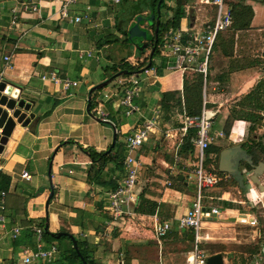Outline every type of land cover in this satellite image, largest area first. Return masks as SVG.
I'll return each instance as SVG.
<instances>
[{"label": "crops", "instance_id": "obj_1", "mask_svg": "<svg viewBox=\"0 0 264 264\" xmlns=\"http://www.w3.org/2000/svg\"><path fill=\"white\" fill-rule=\"evenodd\" d=\"M69 1L0 0V81L22 89L20 98L34 102L29 112L35 115L25 128L16 124L0 155V172L10 178L7 190H0V193H6L3 198L0 196V216L3 215L5 218L4 223H0V261L14 260L21 250L34 248L31 246L34 244L32 227L40 226L43 220L45 224L44 205L51 189L53 198L48 205L47 216L50 233L67 232L75 239L76 234L79 233L88 238L99 219V214L103 212L108 218L105 222L106 231L111 225L120 227L129 219L133 224L134 221L147 218L151 226L150 234L156 239L153 235V220L156 216L158 220H172L171 233L176 230L177 234L185 235L187 240L192 242L189 232L177 230V219L186 214L195 198L193 196L196 195V192L189 193L185 189L188 181L193 179L192 172L188 170L194 167L195 152L192 155L185 152L187 140L182 136L181 126L179 128L171 124L173 121H178L181 125L182 115L187 114L183 90L185 85L191 87L196 76L200 74L194 69L196 65L186 63L177 66L176 55L163 45L162 49L154 51L155 57L153 56L150 61L152 67L150 65L147 72L134 75L135 77H118L117 80L112 81L111 87H105L96 93L95 110L92 112L93 115L90 114L88 98L91 89L113 74V69L106 73L110 68L107 63L113 59L112 52L116 57L119 52L122 53L120 54L122 57H118L116 64L112 66L119 67L122 61H129L128 63L135 67V62L130 61L136 58L137 47L120 40L124 30V28L122 31L117 29L118 19L122 20L121 0L117 4L112 0H77L75 3ZM131 1L136 3L138 0ZM164 1L167 7H170L171 3L175 5V1L177 3V0ZM179 3L175 10L181 8L184 17L179 22V28L166 33L162 41H166L172 33L181 36L200 34L214 21V7L202 5L199 0H179ZM65 4H67V18L62 17ZM238 4L252 10L250 25L245 30L236 29L234 38L228 42L224 39L223 33L220 34L223 40L217 42L212 49L207 64L208 78L207 75L203 78L202 105L204 92L206 105L211 106L205 109L214 115L213 124L217 121L219 123L213 131L215 138L209 147L210 149L222 147L217 154L206 152V159L215 162L219 156L217 172L220 176H224L223 179L219 177V182L230 179L229 174L219 171L221 152L235 150L234 156L239 166L242 159L241 152L244 150L240 145H234L240 138H244L247 132L245 122L236 120L230 135L224 134L225 123L230 115L229 108L263 79V74L260 73L258 76L261 61L252 63L248 60V51L245 45H242L240 35L242 31L251 32L256 41L257 39L264 41V0H226V6L230 9ZM32 6H38L39 12H31ZM132 6L131 3L130 11L133 10ZM139 7L145 10L142 15H147L150 9L149 0H146V3L142 1ZM163 7L160 14L163 13ZM76 16L82 17L80 23L72 22L71 19ZM133 22L131 21L129 25ZM161 22L164 23L162 19ZM115 39L116 42L113 41ZM243 42L247 43V40ZM122 47L125 50L122 51ZM6 56L9 57V61H4ZM198 57L199 62H202L203 53ZM254 57L264 60V49ZM53 75L61 80L76 82V86L64 90L61 83L51 81ZM42 77L45 80H42ZM130 80H137L141 89L138 97L134 99L135 112L131 116H125L117 107V103L129 86L127 82ZM197 101L199 102V99L196 103ZM224 105L228 107L223 108ZM97 109L106 115V121L96 117ZM113 114L118 119L117 125L111 120ZM108 122L115 127L116 132ZM147 124L151 126L149 139L135 152L136 158L139 159L140 165L154 164L158 153L150 151V145L155 149L152 140L160 139L161 144L173 146L176 163L170 165L171 163L163 160L167 166L164 176L168 180L169 177L173 178V186L169 181L158 179L163 185L173 188L164 187L162 196L156 198L146 194L143 196L137 188V183L135 192L139 195L140 203L136 206V212L124 220H115L105 208L108 192L114 189L123 176V160L126 156L124 139L127 135L143 129ZM179 132L181 139L178 143L181 147L176 144ZM234 132L235 138L232 137ZM114 134L116 139L119 136L123 140L117 151L113 148L116 140L111 151ZM159 135L160 138H157ZM88 148L98 153H111L117 161L107 163L101 171H98L97 165L95 168L91 166L86 151ZM236 148H240L241 151ZM191 160L194 162L191 163ZM177 163H180L184 170L178 174L170 172L172 168H178ZM49 164H51L50 176H48ZM209 167L214 166L209 165ZM24 172L30 176V180L21 178ZM242 175L244 178H250L244 173ZM179 176L182 177V181L178 180ZM178 185H182V188ZM193 185L195 186V182ZM239 187H241L240 183ZM168 195L170 197L166 199ZM144 197L157 201L158 205H162L161 208L156 207L150 215L141 213L142 201H147ZM165 208L171 211V215L165 214V216L159 213ZM219 208L221 215L216 218L217 220L230 217L236 221L239 215H244L236 209ZM218 224L222 223L213 220L203 226L207 229ZM15 229H18L17 239H13ZM202 235L208 237L206 240L212 238L208 233H204V229ZM164 238L156 239L159 244V256L152 262L133 257L125 258L121 252L116 258L113 255L105 256L104 252H96L93 256L95 259L97 256L100 257L98 264H166L167 261L163 256V248L166 247L162 243ZM98 239L100 235L94 237L95 241ZM64 245L67 246L66 243H61L62 249Z\"/></svg>", "mask_w": 264, "mask_h": 264}, {"label": "rangeland", "instance_id": "obj_2", "mask_svg": "<svg viewBox=\"0 0 264 264\" xmlns=\"http://www.w3.org/2000/svg\"><path fill=\"white\" fill-rule=\"evenodd\" d=\"M121 1V8L125 10L124 14L126 15L130 13L129 11L131 3L132 5L137 4V2L133 3L131 0ZM168 2H170V0H168ZM179 4V0H177V3L175 1V5L174 3H171L170 7H167V4L165 3V6L163 7V13H161V19L163 22L173 16L175 8ZM142 27L144 30L147 29L150 31V27L147 24H144ZM222 33L224 35V39L228 42L234 38V34L237 33V31L235 28H232ZM240 36L242 45H245L248 51V60H250L252 63L261 61V66L258 68V76L260 73L263 74V79L260 80L261 83L256 87V91L260 93L261 102L264 104V60L260 59L259 57H254L259 55L261 50L264 49V41L262 42L259 39L256 41L251 32L242 31ZM124 39V36L120 38L122 42H124ZM243 40H247V43H244ZM171 43H173V41ZM165 44L166 41H162L159 44L158 49H162L163 45ZM121 50L123 51L125 48L122 47ZM150 50V48L145 49L144 55L141 58L136 57L134 58V61L131 60L130 62H135L136 68L141 67L142 60L147 58L144 56L147 54L149 55ZM112 54L111 57L113 59L107 63L110 68L106 71V73L111 71V68L113 67L112 65L116 64L118 57H122L120 55L122 54L121 52H119L117 57L114 56L113 52ZM113 82L107 87H111ZM201 106L203 107V105ZM234 106L235 105L230 106L229 113L232 112ZM206 107L210 108L211 106L205 105V108ZM222 107L226 108L228 106L224 105ZM254 116L255 119L253 120V123L244 121L247 128L246 136L244 138H240L238 143L234 145L243 146L244 149L242 153V159H240V164L237 166V174L229 175L230 179L227 181L218 182L216 185L204 189L202 193L205 197L204 204L206 206H211L214 208L222 207L226 209H236L244 215H249L255 218L257 222L255 227H250L247 225L238 224L234 219L226 217L224 219H214L215 222L222 224L208 227L207 229L204 228V233H208L212 238L202 241L199 249L208 255V257L220 253L223 257L224 264H264V192L260 190V188L257 186L258 184L250 179L251 176L254 175V171L257 167L261 166L264 168V109L255 111ZM111 120L115 125L118 124V119L116 118L115 114L111 116ZM218 124L219 123L217 121L212 125L211 136L213 138H215L213 131L216 129ZM230 124L231 127L229 130V135L232 126L234 125V120H231ZM171 125L179 128L181 126L178 121H173ZM235 136L236 133L234 132L232 137L235 138ZM238 136L241 137L239 133ZM157 138H160V135ZM225 138L228 139V137ZM180 139L181 137L179 132L176 144ZM151 142L155 144V149H153V147L150 145V151L152 153H158V156L156 159H154L153 165H140L137 188L142 192V195L146 194L148 196L158 198L162 196V191L165 188H173L172 186L174 183L172 182V177H169L168 180V178L164 176V174L166 175L165 168H167V166L163 163V160L171 163L170 165H174L176 160L174 159L173 146L168 147L163 143L161 144L160 139L159 141L152 140ZM212 142L213 140L211 143ZM122 143L123 140L118 136L114 150H119V147L122 145ZM178 145L181 147V144L178 143ZM190 145L192 148L190 154L192 155L194 154V148L191 143ZM221 148L222 147H216L210 149L209 147V151L207 150V152H214L217 154L218 150ZM218 157L215 159V162L205 159L203 168L211 173L215 172L218 177L223 179L224 176H220V174L217 173ZM190 162L193 163L194 160H191ZM209 165H213L214 167H209ZM177 166V169L172 168L170 172L173 171L177 172L178 174L180 171L184 170L180 163H177ZM188 171L192 172L193 179L188 181V186H186L185 189L189 193L194 191L195 194L196 187L193 185L195 182V168L190 167ZM243 173L245 176H250V178H244L242 175ZM240 177H243L244 179L240 181ZM159 178L165 182H171L172 186L163 185L161 181L158 180ZM257 178L259 179L260 184H262L264 187V170L257 175ZM238 181L241 184V187H239ZM178 186L182 188V185ZM224 193L229 194L224 195ZM169 197L170 196L168 195L166 199H169ZM193 197H195V195ZM144 198L147 201H142L143 203L140 211L141 213L150 215L156 210V207L161 208L162 205H158L157 201L151 200L148 197ZM162 210L164 212L159 211L160 214L162 213V215H171V211L169 209L165 208ZM106 220L108 221L107 215L101 212L99 214V219L95 223L94 228H92V233L88 235V238L79 233L76 234V238L84 245V249L88 253L89 258L99 263L100 257L97 256V259H95L93 256L94 253L104 252L105 256L113 255L115 256L114 258H116L118 253L121 252L125 258L133 257L144 260L145 262H152L157 259L159 256V244L157 243V240L152 238L150 234L151 226L147 218L138 222L134 221L133 224L129 222V219L120 227L111 225L110 229L107 231V225L105 224V222H107ZM42 228L44 229V226H42ZM99 235L100 239L95 241L94 237ZM68 240L60 239L54 244L59 246L64 242L69 248L70 245L68 243L71 242ZM162 243L166 245V247L163 248V256L165 257V261H167L166 264H187V258L194 250L193 243L189 242L185 235L177 234L176 230H173L172 233L166 236ZM74 264H76V261H74Z\"/></svg>", "mask_w": 264, "mask_h": 264}, {"label": "built area", "instance_id": "obj_3", "mask_svg": "<svg viewBox=\"0 0 264 264\" xmlns=\"http://www.w3.org/2000/svg\"><path fill=\"white\" fill-rule=\"evenodd\" d=\"M77 0H70L76 2ZM120 0H112L114 4L119 3ZM200 4L211 6L215 8V18L211 25L206 26L205 30L200 34L184 35L172 33L167 37L166 47L176 55V65L182 66V64L196 65L194 68L196 72L203 75V78L207 75V64L209 56L213 49L215 38L217 34L227 31L231 28L233 23V17L231 9L226 6V0H199ZM67 4L63 6L62 17L67 18L66 11ZM88 10V7H87ZM31 12H39L38 6H32ZM86 18V16H84ZM74 23H80L82 17L76 16L71 19ZM173 41V43H171ZM175 41L177 44H175ZM203 53L202 62H199V54ZM4 61H9V57H5ZM149 70V69H147ZM144 70L143 72H147ZM42 80H45L42 77ZM51 81L54 83H61L64 90H67L71 86H76V82H71L68 79H58L56 76L51 77ZM129 85L125 90L121 98H119L117 107L123 111L125 116H131L136 107L134 105V99L138 97L140 93V84L137 80H130L127 82ZM206 100L205 93L203 92V109L200 115L192 116L183 114L181 117L180 131L182 136L187 140L185 146V152L190 154L191 145H193L194 154V168H195V187L196 195L191 203L190 208L186 214L177 219V230L180 232H189L192 236V243L194 250L187 258V264H206L208 255H206L199 246L202 241L208 237L202 235L204 224L212 222L214 219L219 218L221 215L220 208H214L206 206L204 204L203 191L206 188L216 185L220 179L215 172L211 173L203 168L204 160L206 159V152L211 145V141L214 139L211 136V128L213 125V114L205 109ZM95 115L102 121H106V115L100 110L95 111ZM151 132L150 124H147L143 129L133 132L127 135L124 139V147L126 156L123 160V176L117 183L116 187L110 190L107 194V206L106 210L113 219L124 220L126 217L134 215L136 212V206L139 205V195L135 192V188L138 183L140 162L136 158L135 152L141 148V146L148 141L149 134ZM218 173V172H217ZM21 178L24 180H30V176L24 172L21 174ZM6 195L5 192H1L0 196L3 198ZM5 218L0 216V223L3 224ZM236 223L241 225H247L255 227L257 222L255 218L249 215H239L236 219ZM172 220H158L155 216L153 220V235L157 240H161L171 233ZM15 235L13 239H17L18 229H15ZM32 233L34 235V248H25L20 251L17 258L11 261L3 262L2 264H45L54 262L59 255V248L56 244L52 243L46 245L43 240L44 229L41 226L35 225L32 227Z\"/></svg>", "mask_w": 264, "mask_h": 264}, {"label": "trees", "instance_id": "obj_4", "mask_svg": "<svg viewBox=\"0 0 264 264\" xmlns=\"http://www.w3.org/2000/svg\"><path fill=\"white\" fill-rule=\"evenodd\" d=\"M141 1H144L146 3V0H138L137 4L132 6L133 10L129 11L130 13H128V15L124 14L125 10L122 9V14H121L122 20L118 19V21H117L118 31H122L124 28V30L122 31V35L125 37L124 42L126 44L133 45V46H136V45L140 46L142 44V41L141 40L129 41L127 31H128V28H130L134 24L137 16H143L142 13L145 10L144 9L142 10L139 7ZM158 2H159V0H149V7H150L149 13L143 17H149L151 14H154L156 16V5ZM164 4H165V1L163 0L161 2V5H160V10L164 6ZM231 13H232V17H233V23H232L231 29L235 28V29L240 30V31L248 29V27L250 25V21L252 19V15H253L252 10L250 8L239 5V4L233 5L231 7ZM183 17H184V12L181 8H177L175 10L173 17L168 19L164 23L161 22V14H160L159 15L160 24H159V28H158V33H157L158 38H157L156 42H155V34H154L155 22L153 21L150 24L147 23L148 26L150 27V31L145 30L147 32L146 41H148L150 44L154 43L153 46L155 47V52L158 50V46L162 42L164 35H166V33H168L170 30H176L179 28V22ZM131 21H134V22L129 25V23ZM144 23H142L141 26L144 25ZM220 34L216 35L213 48L215 47L217 42H221L223 40V39L221 40ZM113 41L116 42L117 40L115 39ZM144 52H145V50L139 51L138 48H135V55L137 58H141L144 55ZM153 56H154V54L152 55V58H153ZM148 63H149V57H147V58H145V60H143L141 67H139V68H135V67L131 66V64H129L128 62L122 61L121 65L119 67L113 66L111 68V70L113 69L112 70L113 74L110 75L108 78H113V81H115L118 79V77L116 76V74L118 72H120V71L138 72L140 70V68L146 67ZM150 65L152 67V63ZM129 77H131V76L124 75V76L119 77V78H129ZM207 78H208V75H207ZM260 83L261 82H259L256 85V87ZM256 87L253 90H251L247 95H245L243 98H241L237 103L234 104L235 106H234L232 112H230L229 118L225 123L224 134L226 136L229 134V130L231 127V124H230L231 120H234V121L241 120V121L253 123V120L255 119L254 112L257 110H263L264 109V104H262V102H261V95L259 92L256 91ZM202 88H203V75L202 74H199L196 76L191 87H187L186 85L184 86V90H183L184 107H185L187 115L197 116L200 114L201 107H202L201 106L202 105V102H201ZM101 90L102 89L95 90V91H92L90 93L91 101H90V104L88 107L90 114H92V112L95 110V106H96L94 95L96 93L100 92ZM197 99H199V102L197 101V103H196ZM113 148L111 149V151L113 150ZM241 149H243V146H241ZM86 151L88 152L92 168H95V166L97 165L98 171H101L107 163H110V162L115 163L117 161L116 157L111 156V153H106V152L98 153L95 150L90 149V148L86 149ZM9 181H10V178L6 174L0 172V190L1 191L7 190ZM89 181H90V179H89ZM113 187H114V185H113ZM141 207H142V204L140 206V211H141ZM44 221L45 220L41 221V225H40L41 227L45 226ZM65 233H67V232H65ZM60 239H67L68 240L69 238L60 237L59 239H56L55 237H53L51 235V233L49 231L48 232L44 231V233H43V240H44L46 245L55 243V242H57V240H60ZM68 241H70V239ZM76 243H77L78 250H79L81 256L83 257V259L85 260L86 264H98L97 261H94L88 257V253L85 251L84 245L77 238H76ZM68 244L70 245L69 248H68V246H66V247H64V249H62V248H60L61 245H60V247L58 246V248H59L58 258L54 262L45 263V264H74V261H76V264H83V262L80 260L79 256L77 255L76 251L74 250L72 243H68ZM31 246L34 247V244H32Z\"/></svg>", "mask_w": 264, "mask_h": 264}, {"label": "water", "instance_id": "obj_5", "mask_svg": "<svg viewBox=\"0 0 264 264\" xmlns=\"http://www.w3.org/2000/svg\"><path fill=\"white\" fill-rule=\"evenodd\" d=\"M162 1L163 0H159V2L157 3V7H156L157 16H155L154 14H152L148 18L138 16L136 18V22L134 23V25L131 26V28L128 30L129 41H134V40L142 41V44L140 46L136 45L139 51H143L147 48L151 49L150 54H149V63L147 64L145 68L139 70L138 72L120 71L116 74L117 77H121L124 75H130V76L138 75V74L143 73L144 70H147L150 68V61L152 59V55L154 54L155 47L153 46L154 43L150 44L148 41H146L147 32L141 29L140 26L144 22L149 24L154 21L155 22V30H154L155 42L157 41V38H158L157 33H158L159 24H160V18H159L160 4ZM112 81H113V78H108L107 80L94 86L91 89V92L107 87L110 83H112ZM21 91L22 89H20L19 87L15 85L9 84L5 81H0V155L2 154L4 146L6 145L8 139L12 135L16 127V124L25 128L35 118L34 113L29 112L34 102L31 100L20 98ZM90 101H91V97L88 98V107H89ZM109 124L113 127L114 132H116L115 127L111 123ZM115 140H116V136L114 134L113 143H112L111 148L114 146ZM236 149L240 150V148H236ZM242 153L243 152H241V154ZM234 154H235V150H224L223 152H221L220 160H219V171L221 173H226L229 175L237 174V162H236L237 160ZM263 170H264L263 167L261 166L257 167L256 170L254 171V175L251 176L250 179L253 180L256 184H260V181L257 178V174L261 173ZM50 171H51V164H49V167H48V176L51 175ZM178 180L182 181V177L179 176ZM240 181H242L241 177H240ZM52 198H53V191L51 189L49 196L47 197L45 205H44L45 218H46V222L44 226L45 232H48V220H47L48 205L50 201L52 200ZM51 235L55 237L56 239H59L60 237L69 238L80 260L83 262V264H86L85 260L83 259V257L81 256L78 250L76 239L73 235L69 233H65V232L51 233ZM190 238L192 241L193 238L191 235H190ZM206 264H224L223 257L220 253L210 256L207 258Z\"/></svg>", "mask_w": 264, "mask_h": 264}, {"label": "bare ground", "instance_id": "obj_6", "mask_svg": "<svg viewBox=\"0 0 264 264\" xmlns=\"http://www.w3.org/2000/svg\"><path fill=\"white\" fill-rule=\"evenodd\" d=\"M258 174H260V173H258ZM258 174H257V175H258ZM257 186L260 188V190H261L262 192H264V187L262 186V184H258Z\"/></svg>", "mask_w": 264, "mask_h": 264}]
</instances>
